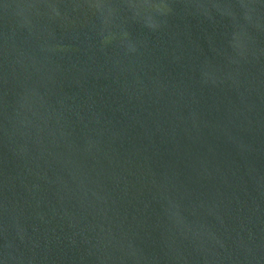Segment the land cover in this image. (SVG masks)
I'll return each mask as SVG.
<instances>
[{
  "label": "water",
  "instance_id": "1",
  "mask_svg": "<svg viewBox=\"0 0 264 264\" xmlns=\"http://www.w3.org/2000/svg\"><path fill=\"white\" fill-rule=\"evenodd\" d=\"M0 264H264V0H0Z\"/></svg>",
  "mask_w": 264,
  "mask_h": 264
}]
</instances>
